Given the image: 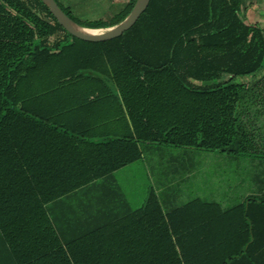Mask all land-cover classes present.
I'll use <instances>...</instances> for the list:
<instances>
[{
	"label": "trees",
	"instance_id": "trees-1",
	"mask_svg": "<svg viewBox=\"0 0 264 264\" xmlns=\"http://www.w3.org/2000/svg\"><path fill=\"white\" fill-rule=\"evenodd\" d=\"M56 1L105 28L136 0L85 22ZM245 2L151 0L121 36L87 41L43 0H0V264H264V195L223 209L152 192L130 209L113 182L144 143L242 149L235 80L264 63Z\"/></svg>",
	"mask_w": 264,
	"mask_h": 264
},
{
	"label": "crops",
	"instance_id": "crops-1",
	"mask_svg": "<svg viewBox=\"0 0 264 264\" xmlns=\"http://www.w3.org/2000/svg\"><path fill=\"white\" fill-rule=\"evenodd\" d=\"M247 1L249 0H246V3ZM245 77H250V79L241 82L245 84V92L238 108L242 134L245 138L242 149L227 151L180 147L182 150L172 154L169 159L176 161L175 171L180 168L185 170L186 174L170 182V176L167 177L166 170L154 169V164L158 167L159 164L156 160H152L150 155L153 153L163 155L171 147L176 146L165 143L142 144L143 157L114 172L113 182L120 188L124 202L130 209L142 207L152 192L167 207L183 206L191 200L199 198L216 202L223 209L244 203L252 195H264V178H261L258 173V170L264 169V161H262L264 159V103L253 102L254 99L252 100V96H250L252 85L263 86L261 79H264V66L256 75ZM238 78L241 77H237L235 81ZM256 159L259 162L253 161ZM161 161L163 162V160ZM144 163H149V165L146 167ZM161 165L163 166V164ZM139 167L146 174L149 172L150 175L154 172L151 171L152 169L157 171L155 172V182L158 187L153 184L142 187L136 178H132ZM129 171H132L131 178L126 179L125 177H129V175L126 176L124 173ZM130 182L133 184L130 188L134 190L131 192L132 194L128 193L130 189H127ZM173 183L176 186L172 187ZM253 183L255 184L254 188L252 187Z\"/></svg>",
	"mask_w": 264,
	"mask_h": 264
},
{
	"label": "rangeland",
	"instance_id": "rangeland-1",
	"mask_svg": "<svg viewBox=\"0 0 264 264\" xmlns=\"http://www.w3.org/2000/svg\"><path fill=\"white\" fill-rule=\"evenodd\" d=\"M64 7L70 8V11L72 15L81 22L85 21H92L96 19H106L109 16H111L113 13L118 11L123 7V5L128 1V0H59ZM241 17L248 23H255L259 22L262 26H264V0H249L247 3L245 2L241 11H240ZM264 66V63H263ZM225 79L229 78V75H225ZM250 77H241L238 78L237 82H242L249 80ZM262 85L261 87L259 86H254L252 85L251 89V95L253 102H260L264 103V79H261ZM255 82V81H254ZM196 83H201L196 81ZM246 83V82H245ZM182 150L180 147H171L168 152H165L163 155L160 153H153L150 155L152 160H156L159 164V167L154 164V169H162L166 170L167 177L168 175L170 182H173L176 178L179 176H183L186 174L185 170H182L178 168L177 171H175V167H177V163L175 160H170L169 157L172 154L179 153ZM163 160V162L161 161ZM182 161L183 159H179ZM184 161V160H183ZM197 161V160H195ZM250 161V160H247ZM252 161V160H251ZM254 162H259L258 159L253 160ZM264 161V159H262ZM141 164V163H140ZM145 166L147 167L149 163H144ZM147 164V165H146ZM151 164V165H152ZM163 164V166L161 165ZM140 166V165H139ZM142 166V165H141ZM143 167V166H142ZM152 169L151 171H154L149 174H146L145 171H142L140 167L138 168L137 172L132 176V178H136L138 180V184L142 185H155V187H158L156 182H155V172L156 170ZM148 171V170H147ZM258 173L260 174L261 178H264V169L261 168L258 170ZM126 176L129 175V177H125L126 179L131 178L132 171L124 173ZM148 176V178H147ZM172 187L176 186L171 184ZM133 186V184L130 182L128 184L127 189H130ZM141 187V188H142ZM252 187H255V184H252ZM133 189L128 190V193L133 192ZM132 194V193H131ZM180 203V202H178Z\"/></svg>",
	"mask_w": 264,
	"mask_h": 264
},
{
	"label": "water",
	"instance_id": "water-1",
	"mask_svg": "<svg viewBox=\"0 0 264 264\" xmlns=\"http://www.w3.org/2000/svg\"><path fill=\"white\" fill-rule=\"evenodd\" d=\"M151 0H136L130 13L119 23L105 27L92 28L79 24L71 18L56 0H43L57 21L73 36L87 41H105L121 36L130 29L147 9Z\"/></svg>",
	"mask_w": 264,
	"mask_h": 264
}]
</instances>
